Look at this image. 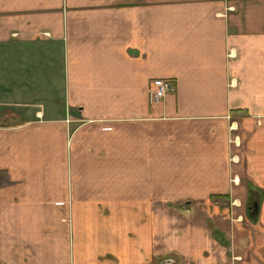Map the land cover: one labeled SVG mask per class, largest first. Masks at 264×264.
<instances>
[{
    "label": "crops",
    "instance_id": "0c3cea01",
    "mask_svg": "<svg viewBox=\"0 0 264 264\" xmlns=\"http://www.w3.org/2000/svg\"><path fill=\"white\" fill-rule=\"evenodd\" d=\"M27 43L63 101L0 125V264H73L75 230L77 264H146L152 206L220 200L230 257L264 264V0H0V46Z\"/></svg>",
    "mask_w": 264,
    "mask_h": 264
},
{
    "label": "rangeland",
    "instance_id": "374dc122",
    "mask_svg": "<svg viewBox=\"0 0 264 264\" xmlns=\"http://www.w3.org/2000/svg\"><path fill=\"white\" fill-rule=\"evenodd\" d=\"M18 49L22 53H17V47L13 45L0 46L1 126L2 123H7V125L13 123L17 116L22 118L32 114L37 108L36 104L44 102V100H48L51 106L55 105L56 108L62 107L63 98L59 73H37L39 67L38 61H34L37 65V70L34 72L32 58L34 57L36 48L33 43L20 45ZM17 63L22 73H18ZM14 65L16 68L13 69ZM23 107H28L27 109L29 110H24ZM174 207L168 205H154L151 207L154 222V237L151 239L150 245L152 257H155L154 264H198V259L196 258L200 256L199 251L201 252V250L203 254L201 255V264L204 261L207 262L209 257L208 250L206 248L201 249V245H199V237L200 239L208 237L205 236L207 234L206 228L208 229L207 224H211L216 229L218 237L215 243H210V246L214 249L213 254L215 255L213 257H218L216 261H222L221 264H223L226 257L224 254L225 248L226 253H229L227 254L229 260L235 262L234 264L243 263L242 259V261L236 259L237 256L240 257L239 254L233 253L230 257L229 246L226 249L222 241L228 240V237H231L230 228L228 227L238 214L236 208H233L223 200L209 207L191 204ZM195 213L198 214L196 215ZM212 215H215V219ZM207 216L212 219L208 223L204 220ZM219 231L222 233L221 238ZM89 232L92 233L91 231ZM128 236L132 238L131 235L128 234ZM81 239L82 237L78 236L75 230L72 238L74 250L73 264H77L75 263L76 245ZM85 240L86 238L84 237L83 242H86ZM96 241L97 239L95 238L90 240V242ZM106 241L108 242V240ZM217 252H220V254H217ZM220 255L222 258H220ZM93 256H96V259L93 261L94 264H117L118 260L116 254L111 251L98 253ZM81 264H90V262L87 260V263L81 262Z\"/></svg>",
    "mask_w": 264,
    "mask_h": 264
},
{
    "label": "built area",
    "instance_id": "2783aa9c",
    "mask_svg": "<svg viewBox=\"0 0 264 264\" xmlns=\"http://www.w3.org/2000/svg\"><path fill=\"white\" fill-rule=\"evenodd\" d=\"M151 83L152 86L148 91V102L152 104L158 103L173 85L170 80L162 78H155Z\"/></svg>",
    "mask_w": 264,
    "mask_h": 264
},
{
    "label": "flooded vegetation",
    "instance_id": "af4514ba",
    "mask_svg": "<svg viewBox=\"0 0 264 264\" xmlns=\"http://www.w3.org/2000/svg\"><path fill=\"white\" fill-rule=\"evenodd\" d=\"M254 197H256V195L253 193L252 194ZM256 209H257V200L255 199H252L251 200V203H249L247 205V210H248V213L250 216H252V220L254 219V216H255V212H256ZM254 221V220H253ZM230 252L232 253V251L230 250ZM155 258V257H154ZM154 258L152 257V259H150L146 264H154ZM157 259V258H156ZM236 259H239L241 260V257H236ZM173 260V259H172Z\"/></svg>",
    "mask_w": 264,
    "mask_h": 264
}]
</instances>
